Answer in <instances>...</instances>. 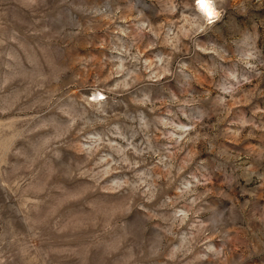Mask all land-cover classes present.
Masks as SVG:
<instances>
[{
  "label": "rangeland",
  "instance_id": "374dc122",
  "mask_svg": "<svg viewBox=\"0 0 264 264\" xmlns=\"http://www.w3.org/2000/svg\"><path fill=\"white\" fill-rule=\"evenodd\" d=\"M191 5L0 0V264H264V0Z\"/></svg>",
  "mask_w": 264,
  "mask_h": 264
},
{
  "label": "clouds",
  "instance_id": "9594fccd",
  "mask_svg": "<svg viewBox=\"0 0 264 264\" xmlns=\"http://www.w3.org/2000/svg\"><path fill=\"white\" fill-rule=\"evenodd\" d=\"M191 6L205 20H207L208 16H215L218 11L217 0H192Z\"/></svg>",
  "mask_w": 264,
  "mask_h": 264
},
{
  "label": "bare ground",
  "instance_id": "6f19581e",
  "mask_svg": "<svg viewBox=\"0 0 264 264\" xmlns=\"http://www.w3.org/2000/svg\"><path fill=\"white\" fill-rule=\"evenodd\" d=\"M197 13H198V12H197ZM219 14H220V12L217 11V13H216L215 16H208L207 20H205V19L201 18L200 14L198 13L199 17H200V18L203 20V22H205L206 24H212V23L216 22L217 19L219 18ZM205 15H207V14H205ZM99 95H100V94H97V93H96V95H95V96H96V99L98 98ZM100 97H101V96H100Z\"/></svg>",
  "mask_w": 264,
  "mask_h": 264
}]
</instances>
